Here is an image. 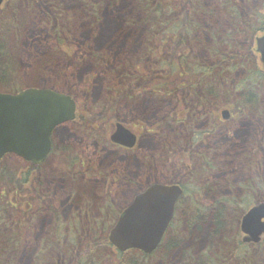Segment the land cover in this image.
Instances as JSON below:
<instances>
[{"label":"rangeland","instance_id":"obj_1","mask_svg":"<svg viewBox=\"0 0 264 264\" xmlns=\"http://www.w3.org/2000/svg\"><path fill=\"white\" fill-rule=\"evenodd\" d=\"M85 1L86 0H51V2H49V0L6 1L0 12V40L5 42L6 46L0 47V53H6V47L8 45L11 55L14 54L17 59L14 60L11 65V69L14 71V75L12 74L13 80L18 81L19 85L22 83L25 88L29 86L47 87L69 92L73 94L81 104H84L86 109H92L97 114V100L106 103L108 90L114 87H120L123 80L131 81L129 78H124L127 71L128 73L131 72L134 77L136 74L143 76L137 79V82L143 84V88H146L145 86L147 85L150 87L153 82L157 81H164L169 85L168 87H173L174 83L181 81V79L179 80L176 76L173 77V81L162 80V77L168 71H166V69H169L165 66V61L168 60L171 62L173 60V56L169 54H172L171 49H173L172 46L175 44V41L173 40L174 38L165 40L166 37H162L161 40L158 41L157 39L152 40L151 37H149V29L141 23H145L144 18L147 14L145 10L139 6L137 0H119L117 4L113 6L108 0H91L94 5L100 6V10L98 9V17H95L96 15L91 16L89 11L85 9ZM168 1L180 14L184 12L183 0ZM200 1L204 7H208L207 9L212 12V16H208L201 21L207 32L201 35V39L199 38V40L191 42L190 45L187 46L186 51L192 49L191 53L193 57L196 61L201 63L209 64L211 60L216 63L217 60L211 58V55L209 57V48L216 46L217 41L223 45V37L232 30V27L226 22L223 11L221 10L222 8H220L221 6L217 0ZM263 3L264 0H250L248 4L244 6V9L246 13H249L252 9L260 7ZM12 10L13 12L16 10L14 12L16 17L14 15H9ZM131 19L137 20L138 24L134 27H129V21ZM159 65L165 70L163 73L156 75L154 74L153 68H159ZM133 67H135V69ZM242 75L243 73L241 71H237L231 75V78L241 77ZM262 96L261 102L264 101V94ZM150 98L148 93L140 97L141 109H147V102ZM159 98H163V90ZM169 101V99H165V103H163L162 101L156 100L155 104H158L160 108L164 106L167 107L170 104ZM124 113L129 112L128 110H124L122 114ZM154 114L155 112H153L151 116ZM194 120L195 119H193V121ZM201 121L202 120L199 119L196 120V125L193 127L195 128ZM89 124L91 126L95 125L94 122H89ZM95 126H97L96 133H100V135H103L102 137L105 138L104 140L98 136L100 140L107 142L108 129L106 131L104 124H96ZM239 126L240 129L237 133V136H239V147L244 148V150L245 148L252 150L254 148L252 146L253 141L264 140V114H257L256 117L249 114L248 118L245 117L242 123H239ZM90 131L91 129L82 127L80 133L85 135ZM168 132L169 130L167 128L164 129L165 135H167ZM75 133L76 129L70 125L59 128L55 136L58 143L66 139L73 140V145L69 146V148H71L69 150H71V153L74 155L78 153V150L83 149L80 147L79 143L74 141ZM145 139L146 138H143V140ZM219 144L223 148L225 147L224 143L221 142ZM262 147H257V150L255 152L253 151L255 159L249 154H245L237 159V168L232 175L234 180L231 179V181H228L227 187L224 181H204V183L210 182V184H216L214 190L217 191L211 194H204L203 197L193 194L196 195L194 199L196 198L200 201L201 198L203 203L206 202L210 205L216 201L215 199H217V197L214 196L218 195L220 189L222 195L239 199L238 209L232 206V204L228 205V208H232V211H234L232 214L233 216L230 218L231 221L234 219V222L230 223V225L234 226L236 224L238 227L239 223H235V221L236 218L239 220L241 216L237 217L240 214L239 211L243 209L241 205H244L246 208L248 206V202L244 204L241 198H244L245 195H248L250 198V194H252V192L247 190L245 185L242 186V184L246 182L240 181L244 178L243 175L246 174L248 176H256L257 179L260 178V180H262L260 182L264 188V156ZM228 148L230 150L233 149L232 146H228ZM86 152L90 154V159L88 157L89 163L91 161L93 168L98 171L109 172L106 169L119 167L124 174H127V162L121 161L125 156L124 153L113 154L110 148L99 150L97 153L93 152V150H87ZM135 155H138V158L135 157ZM146 155L150 157L152 154L148 153ZM144 158L145 154L143 157L140 155L139 151L132 153L130 167L134 173L129 174L130 181H125V178L121 176L119 177V181H109L108 185H101L100 183L93 190L89 188L90 192L86 191L85 196L90 197L89 199L91 200L87 199L82 203L74 199V203L69 200V196L73 191H76V189H85L80 183L75 181H42L45 192L50 193L52 197H56V205L59 207L58 213H60V219L65 226L63 231L66 232L67 226H72L73 219L75 222L77 221L76 224L81 222L84 228H87L94 220H101L102 217L99 215V207H96L95 203L100 206L107 200L110 201L109 203L112 202L114 206L121 209L127 205L136 192L140 191L148 184L165 182L157 181L165 180V176L161 174H151L149 171L144 172L143 181L135 178L136 173L144 166L143 164L146 163L147 165L148 163ZM253 159L262 163L260 168L253 169L251 167L249 161ZM57 160L60 165L66 163L64 155L59 159L56 158V161ZM115 160H117L116 163ZM177 160L172 158V162H176V164H178V169H180L178 170L176 168L175 172L177 175L186 174V169L182 165V161ZM5 162L11 167H16L19 166V163L22 161L20 162L16 158L10 156L5 159ZM196 167L195 173L200 172L201 169L199 164H197ZM167 172L168 171H166V173ZM104 176L105 175L102 173L98 175V178L101 179ZM67 177H73V169L67 172ZM46 178L49 180L52 179L50 175L49 177L43 176V179L46 180ZM253 179L255 178L253 177ZM53 182L55 183L53 184ZM193 182L195 184L194 187L198 188V183L203 181ZM38 183H41V181H38ZM211 188H213V186ZM262 193H264V191H262ZM94 194H96L97 197H94ZM25 195L27 196L26 198H30L29 195ZM25 199L18 200L13 197V203L20 204L23 203ZM191 199L192 194L190 200ZM258 199L261 200V198ZM90 204H92V207ZM71 205H73V207ZM199 205H202V202H199ZM200 208L201 206L196 209ZM21 210L24 211L23 204ZM202 210L206 211L204 208H202ZM223 213L226 214V212ZM18 214L19 213L16 212V215ZM27 214H30V216H26L25 219V221L28 222V227L23 230V246L17 254L14 253L11 255L13 257L12 263L15 264H39L36 262V258L39 253H41L45 241L51 237V232L57 218L53 214L46 217L42 215V213H39L36 208ZM178 222L179 221L176 222L177 225L174 226L173 232L174 234H183L185 227L182 224L179 225ZM84 232L85 234H82V237H84L83 242L75 237L76 243H78L76 252L80 249L84 250L87 247L88 240L85 239V237L89 238L90 229L88 228ZM233 233L234 232L231 234ZM66 235H68L67 232ZM209 240L208 232L199 239H194L189 234H186L183 243L174 250H171V254L168 258H170L169 260H171V263L181 264L180 258H183V254L187 252L191 253L189 258L195 261L200 260L202 258L200 256L204 252L207 253L206 250L207 247H209ZM50 251L51 247L47 255L42 257V259L45 260L43 264H51ZM223 251L224 248L221 252ZM5 254L6 256L8 255V253ZM2 255L3 254H1V256ZM209 258L213 260L215 256H209ZM228 261L221 259L219 263L264 264V245L250 246L241 251H234L233 249ZM73 262L74 259L69 261V263Z\"/></svg>","mask_w":264,"mask_h":264},{"label":"trees","instance_id":"obj_2","mask_svg":"<svg viewBox=\"0 0 264 264\" xmlns=\"http://www.w3.org/2000/svg\"><path fill=\"white\" fill-rule=\"evenodd\" d=\"M183 1L184 12L180 14L175 8L167 6L166 0H137L139 6L147 14L144 22H146V26L149 28V37L152 40L157 39L159 41L162 37H166L165 40H171L173 39V35H175V44H173V49H171L172 54L169 55L173 57L182 56L178 63V68L185 74L188 82H194L195 89L199 94L201 93L199 85L195 81H199L200 83L198 84H201L202 82H213L218 79L227 83L225 95L229 99H233V96L236 95L232 93L234 90L239 92V98H242V106H246L248 110H251L254 105H259L264 94V71L260 66L257 56L251 52L253 49L251 42L256 36L264 32V3L260 7L246 13L244 6L250 0H217L221 6L220 8H222L221 10L223 11L225 20L230 24L232 30L223 37L224 44L222 48L224 51L218 53L215 57L216 59L224 58L223 68L220 71H215L214 67L196 61L192 54L186 55V48L190 45V35H192L194 30L193 27L197 26L199 29L204 30L201 21L208 16H212V12L207 9L208 7H204L200 0ZM108 2H111V0H108ZM85 3V9L89 11L91 16L96 15L95 17H98V9L100 10V6L94 5L91 0H86ZM9 15H14L13 10ZM4 46H6L5 42L0 40V47ZM6 49L8 52L0 53V90L15 93L20 91L23 86L22 84L20 86L18 81L12 79L14 71H12L11 65L17 59L14 54L11 55L8 45ZM165 62V66L169 69H166L168 71L166 76L162 77V80L173 77V75L168 74L173 72L172 61L167 60ZM133 68L135 69V67ZM163 70L165 69L161 68V72ZM237 71H241L243 75L241 77L231 78V75ZM178 75L182 77L180 74ZM141 77L143 76L138 75V79ZM197 97L198 99L201 98L200 95H197ZM262 106L261 104L260 107ZM196 112L194 111V113ZM250 113H254V109ZM58 147L56 144V148ZM68 151L67 148L64 149V152ZM192 164L194 173L193 181L203 180V182L198 183V188L194 187L195 184L193 181L183 183L184 195L179 199L177 205L176 218L178 220H176L185 227L184 233L174 234L173 230L170 229L163 243L154 254L147 255L141 251L132 250L127 253H121L118 256L116 255L113 249L114 247L110 244L107 235L108 224L110 222L113 223L116 216L120 213V210L113 206L106 209L105 219L101 221L94 220L87 228H84L81 222L77 225L75 237L76 239L79 238L82 242L84 240L82 234L84 235V231L88 228L90 229L89 238L85 237L88 240L87 247L84 250L80 249L78 252H76L78 243H76L75 239H67L66 234L62 232V229L65 227L62 225L60 219H58V224L56 223L55 225V231H52L53 234L50 241H48L49 245L47 249L38 255L36 261L39 264H43L45 260L42 257L47 255L50 247L54 246L55 251H50V255L52 254L51 258H53L51 262L53 264H58V262L60 264L64 260H66L67 264L72 259L76 260L71 264H171V260L168 258L171 254L170 252L183 243L186 234H189L194 239H199L207 232L210 238L208 241V251L214 252L217 249L222 251L224 247H229L227 249L228 252H226L227 259L230 257L233 249L234 251L243 250L245 245L242 244L240 237L237 235L236 226L230 225V223L234 222V219L233 221L230 220L234 211H232V208H228L230 204L237 208L239 199L222 195L221 189L218 195L214 196L217 197L215 199L216 201L210 205L206 202L203 203L201 198L200 201L194 199L196 195L203 197L204 194H211L217 191L214 190L216 184L213 185L210 182L204 183V175L205 168L210 169L218 166L210 158H203L201 156L194 159ZM197 164H199L201 170L195 173ZM9 168L7 164L0 166V191L6 190V188H16L18 191L26 189L25 184L27 181L20 180L17 169L13 167L12 169ZM252 183H254L251 185L252 192H254L253 196L255 194L257 196L256 198H258L263 194L262 191H264V188L260 186L259 181H252ZM224 184L226 187L228 186L227 181H224ZM212 186L213 188H211ZM191 194L193 199L192 207L188 201L191 198ZM247 200L248 198L246 196L242 198L244 204L248 202ZM253 200L254 197L252 198ZM199 202H202V205H199ZM0 204V264L7 262V264H15L12 263L13 257L11 255L14 253L17 254L24 243L22 235L18 237L20 235L18 231L21 223L19 224L14 214L10 213L12 207L9 206L8 200L3 192L0 193ZM199 206L201 208L196 209ZM243 206L241 205V207ZM223 212H226V214ZM180 223L179 225H181ZM173 225L174 223L171 224L172 229ZM232 232L234 233L231 234ZM5 253H8V255L6 256ZM1 254L3 255L1 256ZM190 254L187 252L183 254L182 264H195L188 262ZM206 254L200 257L204 258ZM191 262H195V260L191 259ZM199 262L202 264L201 261Z\"/></svg>","mask_w":264,"mask_h":264},{"label":"flooded vegetation","instance_id":"obj_3","mask_svg":"<svg viewBox=\"0 0 264 264\" xmlns=\"http://www.w3.org/2000/svg\"><path fill=\"white\" fill-rule=\"evenodd\" d=\"M253 44L254 42H252ZM251 52L256 55L253 49ZM210 55H212L211 51H209V57ZM224 62V59L217 60L216 63L211 60L208 66L220 71L223 68L222 64ZM161 68L160 65L157 69L153 68L154 73L156 75L160 74ZM173 70L175 71L171 74L175 75L177 70L176 65H173ZM124 78H129L131 81H124L122 79L123 83L120 87H114L108 90L106 103L97 100V117H94L96 116L94 110H88L87 114L82 109L79 101L77 102V118L74 122L67 125H72L76 129L74 141L79 143L83 149L78 150V153H75V155H66L64 157L66 161L64 165H60L58 160L56 161V158L59 159L64 155V152L56 150L57 140L55 133L52 136V151L46 160L40 164L25 161V169L20 171L19 174L21 175L22 181H27L25 184L27 193L36 196L34 199V203L36 204L34 206L42 215L49 217L53 214L57 219H60V213H58L59 207L56 205V197H52L50 193L45 192L42 182L34 185V181L78 182L85 189H76V191H73L69 196V200L74 203V199L82 203L87 199L91 200L89 199L90 197L85 196L86 191L90 192L89 188L93 190L100 183L101 185H108L109 181H119V177L121 176L125 178V181H130L129 174L134 173L130 167L131 155L136 151H139L143 157L145 154L144 159L148 163L147 165L146 163L143 164L144 166L139 169L135 178L143 181L144 172L149 171L151 174H161L166 177L165 180L156 179L157 181H179L178 183L182 185L183 181H193L192 163L199 156L210 158L218 166L210 169L205 168V181H208V179H212V181L234 180L232 175L237 168V159L245 154H249L255 159L254 152L257 150V147L263 146L262 151L264 156V140L253 141L252 146L254 148L252 150L245 148L244 150V148L239 147V136H237L240 129L239 123H242L245 117L248 118L249 114H252L253 117H256L257 114H264V106L260 107L261 104H264V101L259 105H254L251 110H248L246 106H242V98H239L238 91L233 90L232 93L237 95L233 96V99L226 97L225 88L227 87V83L218 79L213 82H202L201 84H198L200 83L199 81H195L199 85L200 94L196 91L194 82L182 81L174 83V87H171L169 93L163 94V98L160 99L159 95L161 91L167 90L163 82H153L150 87L147 85L145 86L146 88H143V84L137 82V77H134L132 73L129 74L127 71ZM147 93L151 98L148 100L147 109L145 110L141 109L139 99ZM197 95H200L201 98L198 99ZM165 99L170 100V104L167 107L160 108L158 104H155L156 100L165 103ZM253 109L254 113H250ZM124 110H128L129 113L122 114ZM194 111L198 112L194 113ZM153 112L155 114L151 116ZM226 112L228 113V118L225 117ZM89 118L95 119L93 121L95 125L97 123L105 125L106 131L108 129L107 142L100 140L98 136L104 140L105 138L100 133H96L97 126H91L89 124ZM193 119L202 120L195 129L189 127ZM118 122H122L136 135L137 143L135 146L128 147L112 141V134L115 133ZM82 127H90L92 130L82 135L80 133ZM166 128L169 130L167 135L164 133V129ZM143 138L146 139L143 140ZM220 141L225 144L224 148L219 144L221 143ZM72 143L73 140L71 139L61 140L58 143V148L64 150L65 148H69L70 145H73ZM228 146H232L233 149L230 150ZM108 148H110L113 154H125L121 161L127 162V174H124L121 168L114 167L115 165L113 166L114 168L106 169L109 172H105L93 168L91 161L89 163L90 154L86 152L87 150H93V152L97 153L99 150H106ZM148 153L152 155L149 157L146 155ZM135 157L138 158V155H135ZM175 157L179 158L177 161H182L183 166L190 167L188 174L177 175L175 170L176 168L178 169V164L172 162V158ZM254 159L249 161L251 167L253 169L260 168L262 163ZM117 160H115V163ZM71 167L75 169L72 178L67 177V172L70 171ZM38 169H41V178H35ZM166 171L168 172L166 173ZM220 172H223V174H220ZM102 173L105 176L99 179L98 175ZM49 175L52 177L51 180L47 178L46 180L43 179V176L49 177ZM243 176L244 178L240 181H261L256 176H248L246 174ZM94 197H97V195L94 194ZM26 200L27 207L32 210L33 203L31 199L26 198ZM71 206L73 207V205ZM99 215L101 216L102 213L100 212ZM76 222L73 219V226L69 225L66 227V232L71 236L76 232ZM221 259L223 258H218V261ZM204 264L215 263L205 261Z\"/></svg>","mask_w":264,"mask_h":264},{"label":"water","instance_id":"obj_4","mask_svg":"<svg viewBox=\"0 0 264 264\" xmlns=\"http://www.w3.org/2000/svg\"><path fill=\"white\" fill-rule=\"evenodd\" d=\"M3 0H0V6ZM264 66V35L257 38ZM76 102L51 89L29 88L17 94L0 91V160L9 153L42 163L52 148L56 127L76 118ZM228 118V113H225ZM112 140L133 147L136 135L121 122ZM183 190L178 185L154 184L138 193L110 231L111 243L121 251L138 249L147 254L161 243ZM245 242L259 243L264 235V203L253 206L243 217Z\"/></svg>","mask_w":264,"mask_h":264},{"label":"bare ground","instance_id":"obj_5","mask_svg":"<svg viewBox=\"0 0 264 264\" xmlns=\"http://www.w3.org/2000/svg\"><path fill=\"white\" fill-rule=\"evenodd\" d=\"M117 2H118V0H111V3H112V6L113 5H116L117 4ZM166 5L167 6H170V7H172L173 8V6L170 4V2L168 1V0H166ZM138 24V22H137V20L135 21L134 19L132 20H130L129 21V27H134V26H136ZM193 32H192V35H190V43L191 42H194L195 40H199V38L201 39V35H203L205 32H207V30H201V29H199V27H197V26H195V27H193ZM210 49V51H211V53H212V55H211V58H215L217 55H218V53H220V52H223L224 50H223V48H222V44L219 42V41H217V44H216V46H214V47H212V48H209ZM192 50V49H191ZM191 50L190 51H187V53H186V55H189V54H192L191 53ZM181 58H182V56L180 55V57H178V56H175V57H173V60H172V66L173 65H178V63H179V61L181 60ZM196 120H198V119H195L193 122H192V124H190L189 125V127L191 128H193V129H195L193 126H195L196 124H195V122H196ZM200 120V119H199ZM192 167H193V164H192ZM220 174H223V172H220ZM204 177V176H203ZM208 181H212V179H208ZM262 181V180H261ZM228 182V181H227ZM244 184L245 185H248V186H251L253 183H252V181H246V182H244ZM204 212H206V211H204ZM203 212V213H204ZM217 254L218 255H221L222 253H221V251H218L217 252ZM180 259H182V258H180ZM62 263V262H61ZM60 263V264H61ZM59 264V263H58ZM63 264V263H62Z\"/></svg>","mask_w":264,"mask_h":264}]
</instances>
